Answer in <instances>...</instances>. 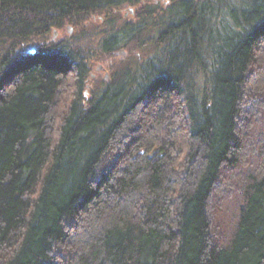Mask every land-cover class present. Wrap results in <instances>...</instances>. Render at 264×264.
<instances>
[{"label": "trees", "instance_id": "16d2710c", "mask_svg": "<svg viewBox=\"0 0 264 264\" xmlns=\"http://www.w3.org/2000/svg\"><path fill=\"white\" fill-rule=\"evenodd\" d=\"M262 116L264 0H0V264H264Z\"/></svg>", "mask_w": 264, "mask_h": 264}, {"label": "rangeland", "instance_id": "374dc122", "mask_svg": "<svg viewBox=\"0 0 264 264\" xmlns=\"http://www.w3.org/2000/svg\"><path fill=\"white\" fill-rule=\"evenodd\" d=\"M136 9L134 8H124L122 9L119 14L121 15L120 17L124 20H131L132 16L135 14ZM102 20H97L94 19L93 22L95 23V28L101 24ZM65 27L64 30L58 31L54 30L52 35L53 38L58 40L62 38L63 36H71L76 34V29L73 27ZM100 54V53H98ZM130 55V52L128 49H121L117 53H115L112 56L109 55H103L100 54L99 57L95 58L92 60L91 63H89V74H90V82L94 80L95 82H98L100 80L105 81L109 79V76L111 74V71L113 67H115L121 60L125 59L127 56ZM73 82V79H68V84ZM74 86V84L72 85ZM87 93V92H86ZM164 105V104H163ZM168 111H172V113H175V109H171V106L167 108ZM264 119V117H261ZM150 118H148L147 113L143 112L140 113L139 115V126L135 124V126H131L129 130V136L125 135L123 137V142H128L130 138H133L134 135L137 136L139 132H142L143 129L146 127L147 123L149 122ZM180 124V122H179ZM181 125V124H180ZM137 126V127H136ZM183 130V129H182ZM122 150V149H121ZM120 151V149H119ZM61 260V259H60Z\"/></svg>", "mask_w": 264, "mask_h": 264}, {"label": "water", "instance_id": "95a60500", "mask_svg": "<svg viewBox=\"0 0 264 264\" xmlns=\"http://www.w3.org/2000/svg\"><path fill=\"white\" fill-rule=\"evenodd\" d=\"M35 51V49L34 48H32V52H34Z\"/></svg>", "mask_w": 264, "mask_h": 264}]
</instances>
